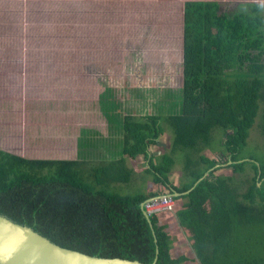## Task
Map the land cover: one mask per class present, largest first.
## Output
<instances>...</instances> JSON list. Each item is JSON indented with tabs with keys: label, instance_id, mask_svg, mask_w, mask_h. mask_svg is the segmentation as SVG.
Here are the masks:
<instances>
[{
	"label": "trees",
	"instance_id": "16d2710c",
	"mask_svg": "<svg viewBox=\"0 0 264 264\" xmlns=\"http://www.w3.org/2000/svg\"><path fill=\"white\" fill-rule=\"evenodd\" d=\"M241 5L228 13L217 1L185 3L181 108L167 115H124L115 148L103 141L112 157H91L102 141L88 150L87 130L77 159H30L0 149V214L89 255L152 264L158 248L157 264H182L187 257H173L161 213L149 214L150 221L144 215L148 202L172 196L178 223L200 264H264L252 250V236L244 246L236 231L253 234L264 227V160L242 155L264 104V10L259 2ZM101 102L113 124L117 119L107 110L113 105L106 97ZM163 123L171 127L172 150L157 156L150 149L160 145ZM218 127L225 150L214 158L201 155L203 168L176 185L173 155L181 147L200 153ZM140 156L156 189L122 194L117 185L130 184L134 176L127 159ZM190 165L189 160L186 169ZM248 165L254 175L241 192L232 176L244 174Z\"/></svg>",
	"mask_w": 264,
	"mask_h": 264
},
{
	"label": "rangeland",
	"instance_id": "374dc122",
	"mask_svg": "<svg viewBox=\"0 0 264 264\" xmlns=\"http://www.w3.org/2000/svg\"><path fill=\"white\" fill-rule=\"evenodd\" d=\"M188 1L194 0H0V149L30 159H77L82 148L79 139L87 130L88 150L102 141L91 157L110 158L112 149L104 142L113 149L119 143V121L124 115L178 112ZM201 1H217L228 13L243 9L241 2H259L264 10V0ZM103 97L113 105L107 108L117 119L113 124L103 112ZM163 126L160 145L150 149L157 156L172 150L171 127ZM222 139L223 129L218 127L209 147L200 153L177 150L171 180L178 186L190 181V173L203 168L201 155L222 154ZM242 155L264 160V104ZM127 163L134 176L130 184L117 185L122 194L156 189L142 156ZM249 166L244 174L232 176L236 179L231 183L241 192L254 175ZM176 212L161 213V222H176ZM236 231L244 246L252 236L254 254L264 257V227L253 234ZM174 234L173 257L183 255L184 249L189 256L183 234ZM176 242L182 244L177 248Z\"/></svg>",
	"mask_w": 264,
	"mask_h": 264
},
{
	"label": "water",
	"instance_id": "95a60500",
	"mask_svg": "<svg viewBox=\"0 0 264 264\" xmlns=\"http://www.w3.org/2000/svg\"><path fill=\"white\" fill-rule=\"evenodd\" d=\"M158 154H160L158 152ZM157 155V154H156ZM208 174L205 175V177ZM189 193V192H187ZM184 193V194H187ZM176 193L174 196H179ZM144 207V205H143ZM150 221L148 212H144ZM153 233L155 230L151 223ZM156 240V239H155ZM157 241V240H156ZM159 249L152 264H157ZM0 264H145L139 260L106 258L62 247L32 227L0 214Z\"/></svg>",
	"mask_w": 264,
	"mask_h": 264
},
{
	"label": "crops",
	"instance_id": "0c3cea01",
	"mask_svg": "<svg viewBox=\"0 0 264 264\" xmlns=\"http://www.w3.org/2000/svg\"><path fill=\"white\" fill-rule=\"evenodd\" d=\"M165 224L168 225V231H169L170 235H171V233H173V234L174 233H177L178 235H179V233L183 234V246H185L186 244L189 245V248L187 249L188 252H189V256L186 255L185 249L183 250V256H186L187 257V260L185 262H183V264H188V262H190L191 264H200L199 261H198V259H197V257H196V255H195V252L193 251V249H192V247H191V245L189 243V240L186 239L187 238V235L184 234L182 228L180 227V225L178 223L177 217H176V222H175V220L172 221L170 219H167L166 222H165ZM174 227H176V228L173 230ZM184 236H186V238ZM176 244H177V248H178L179 244H182V243L176 242ZM175 250H176V248H175ZM173 251H174V248L172 247L171 253Z\"/></svg>",
	"mask_w": 264,
	"mask_h": 264
},
{
	"label": "built area",
	"instance_id": "2783aa9c",
	"mask_svg": "<svg viewBox=\"0 0 264 264\" xmlns=\"http://www.w3.org/2000/svg\"><path fill=\"white\" fill-rule=\"evenodd\" d=\"M146 209L149 214L174 212L176 210V202L172 196H163L148 202Z\"/></svg>",
	"mask_w": 264,
	"mask_h": 264
}]
</instances>
